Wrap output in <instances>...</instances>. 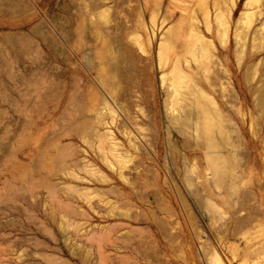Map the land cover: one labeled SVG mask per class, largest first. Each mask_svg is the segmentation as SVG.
<instances>
[{
	"label": "rangeland",
	"instance_id": "374dc122",
	"mask_svg": "<svg viewBox=\"0 0 264 264\" xmlns=\"http://www.w3.org/2000/svg\"><path fill=\"white\" fill-rule=\"evenodd\" d=\"M194 1L0 0V264H264V0L249 56L237 0L207 73L184 54ZM179 57L222 116L221 165L190 90L194 117L167 110Z\"/></svg>",
	"mask_w": 264,
	"mask_h": 264
},
{
	"label": "bare ground",
	"instance_id": "6f19581e",
	"mask_svg": "<svg viewBox=\"0 0 264 264\" xmlns=\"http://www.w3.org/2000/svg\"><path fill=\"white\" fill-rule=\"evenodd\" d=\"M257 2L258 0L246 1L244 4V11L237 21L239 25L235 30V41L237 47L236 56L238 58V62L245 60L246 56L249 54L247 51V46L252 34L254 23L260 15L262 16V10L259 6H256ZM236 4L237 0L194 1L195 8H198V12L195 10V8L192 9L194 15L191 16L193 21L191 22L189 29L190 33L188 36L190 38H188V40L183 44V48L185 50L184 54H191V57L194 59L195 63L198 64V68L204 73H207L209 71L210 61H217V59H214V57L216 56L214 50L218 51L219 49L216 44H219L225 50H228L230 47V43L228 41V39L230 38L229 34L231 30L230 18L232 17V12ZM213 11L215 12V17L212 20ZM157 15L158 14L155 11V13H153V15L151 16V23L154 25ZM199 17H201L203 21H199ZM170 32L171 31L169 30V33ZM259 32L260 31H256L255 36L253 37L252 41H257V43H254L253 49L259 48L261 46V41L264 39V36H262ZM208 34H210L211 39L207 38ZM164 36L166 37V35ZM248 37L249 39L248 41H246ZM169 45V42H166V40H164L163 38L159 47L160 64L166 65L165 60L168 59L166 50L170 47ZM179 60H182V58L179 57L175 61L173 66H171V69L169 71V73L171 74V78L170 82L167 85V93L169 95L168 104H166L167 110L171 115L174 113L183 112V115L186 118H190V116L194 117L193 112L185 109V107L189 105L186 102L189 97V94L186 92V90H190L188 92L193 94L195 98L196 104H194L201 105L203 108L201 111L202 119L200 123L202 130L201 135L209 141L210 149L208 150V153L211 155V157H213V159L215 157H218L214 160L219 161V164L221 165V163L224 162L221 159L222 156H220L218 149H220L223 144L220 142H216L217 140L214 138V129H216V131L220 133V135L226 137L227 132L222 130L223 126L221 125V123H223L222 116L215 107V99L208 97L206 93L201 92L197 89V85L194 84L195 81L193 80V77L191 76V74L183 71L182 63ZM91 100L92 103L89 107H93L101 111L100 117L106 118L108 116L111 120V124H114L116 122L118 111L114 108V106L109 104L110 102L100 98L96 93L92 95ZM183 101L184 104L182 105L181 102ZM104 113H106L107 115L104 116ZM102 119L103 118L98 119L99 122L102 121ZM112 139V134L109 132L98 134V147L100 149L104 148V150H106L107 148L110 154H112V152L115 153L116 147H118V145L112 143ZM115 154H112L113 157L118 158V156H116ZM119 164L125 165L124 160H119ZM216 264L224 263L218 261Z\"/></svg>",
	"mask_w": 264,
	"mask_h": 264
}]
</instances>
